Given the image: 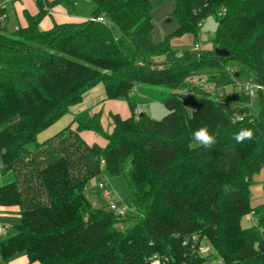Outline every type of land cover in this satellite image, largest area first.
<instances>
[{"label": "trees", "instance_id": "obj_1", "mask_svg": "<svg viewBox=\"0 0 264 264\" xmlns=\"http://www.w3.org/2000/svg\"><path fill=\"white\" fill-rule=\"evenodd\" d=\"M174 2L179 27L159 43L150 0H36L39 13L26 15L27 27L10 32L0 20L1 174L15 176L0 187V207L20 210L16 234L0 243V264L20 253L29 264H152L154 255L163 264H199L195 247L185 244L192 235L225 264H264V206L253 208L250 200L264 166L263 92L251 109L244 92L217 99L193 93L189 83L207 74L229 86L231 66L264 86V0ZM58 5L89 19L42 30L41 21ZM99 17L105 22L94 20ZM209 17L218 22L212 49L171 48V39L186 34L199 40ZM216 48L230 55L219 57ZM99 84L107 99L126 100L133 115H113L107 133L100 113L84 111L39 142ZM151 103L169 113L162 120L134 115ZM237 114L244 120L235 121ZM200 128L215 137L212 147L195 142ZM242 129L253 138L237 143ZM86 131L107 145H88ZM103 172L140 213L121 220L124 230L115 228L118 219L101 194L86 191ZM249 214L256 223L243 228Z\"/></svg>", "mask_w": 264, "mask_h": 264}, {"label": "crops", "instance_id": "obj_2", "mask_svg": "<svg viewBox=\"0 0 264 264\" xmlns=\"http://www.w3.org/2000/svg\"><path fill=\"white\" fill-rule=\"evenodd\" d=\"M153 7V31L152 37L153 40L157 43L164 41L170 34L174 33L178 27L179 23L177 18L173 15L175 9L174 0H150ZM6 3V14L7 19L3 24L9 30V25L12 21L8 14V8H11L13 16L16 18L14 25V30L21 27H27L28 22L26 15L36 16L39 13V8L37 6L36 0H15L13 2H8L7 0H0V4ZM89 19L88 14L82 13V15H72L69 13L66 7L58 5L53 8L48 16H46L40 23V28L42 30L48 31L51 30L54 24H65V23H79ZM10 31V30H9ZM201 36V34H200ZM196 38L194 35L186 34L182 37H176L171 39L170 44L173 50H186L183 47L193 46L196 43ZM200 41V39L198 40ZM201 43V42H200ZM213 47H206V49H212ZM190 50V49H187ZM264 95V92L262 93ZM257 100V99H256ZM254 101L256 106L259 104ZM143 113L147 112L143 109V106L140 107ZM84 111H90L91 114L101 115V124L103 129L107 133H111L114 128L113 115H119L123 119H128L133 115V112L124 99H107L106 91L103 84H99L93 89L89 90L83 97V101L72 107L70 112L53 124L51 127L43 131L38 138L40 142H44L56 134L63 131L68 126L72 125L75 117ZM148 115V114H147ZM75 128V125H73ZM83 140L88 145H99L104 148L107 145V140L101 135L92 132L86 131L81 134ZM251 206L257 208L264 206V166L261 171L256 174L253 178V185L251 186L250 194ZM251 219L253 220V225H255V217L253 214ZM248 216V215H247ZM246 216L242 219L241 225L243 222L247 221ZM7 227V226H6ZM243 227V226H242ZM1 230V229H0ZM9 227L2 233L1 236L6 237ZM3 240V239H2ZM12 263L20 264H29L27 255L25 253L17 254L9 260ZM39 264V263H33Z\"/></svg>", "mask_w": 264, "mask_h": 264}, {"label": "built area", "instance_id": "obj_3", "mask_svg": "<svg viewBox=\"0 0 264 264\" xmlns=\"http://www.w3.org/2000/svg\"><path fill=\"white\" fill-rule=\"evenodd\" d=\"M8 2H13L15 0H7ZM0 7L6 10V3L0 4ZM225 12V9L219 12L218 16L221 17L223 13ZM7 19V14H4L1 16L0 20L5 22ZM94 20H97L100 23H104L105 20L102 17L95 18ZM203 24H200V27H202ZM201 34V32H200ZM199 34V37H200ZM195 51L198 52L202 49L200 41H196L194 44ZM225 72L230 75L233 79V83L229 86L223 85L220 82L215 81L213 78H211L210 75H197L192 77V79L189 80L191 91L194 93V91H202L206 93L208 96L212 98H223L227 94H231L232 92H244L251 100V102L247 105L249 108L254 109L255 103L254 101L257 99L258 96L262 92H264V86L261 85L259 82H257L253 77H249L246 81L241 82L238 81V78L240 76L235 75V69L231 66L227 67ZM142 110L137 108L134 112L135 116H140L142 114ZM235 121L241 122L244 120V117L241 114H237L234 118ZM104 161L101 162V165H104ZM0 174H1V151H0ZM94 189L95 192L100 193L105 204L106 208L115 214L118 221L115 224V228L119 230H124L125 226L123 224L122 219H128L129 217H135L140 216V213L138 212V209L131 203L125 202L122 197L119 195V193L116 190V187L112 181V179L105 174L104 172L100 175L99 180L96 183V186H88L86 188V191H90ZM88 199L91 201L93 207H96L98 203L94 199H90V196H88ZM8 227H5L3 229V232ZM191 243L193 247H195L198 256L203 259V261L199 264H225L223 260H221L218 257L210 256L212 254V248L209 246L204 239L198 238L196 235H192L189 237L185 244ZM152 264H163L162 260L157 256L154 255L151 258ZM7 264H20V263H7ZM165 264V263H164Z\"/></svg>", "mask_w": 264, "mask_h": 264}, {"label": "rangeland", "instance_id": "obj_4", "mask_svg": "<svg viewBox=\"0 0 264 264\" xmlns=\"http://www.w3.org/2000/svg\"><path fill=\"white\" fill-rule=\"evenodd\" d=\"M8 14L10 19H12L10 25H9V30L10 32L14 31V25L16 22V18L13 16V13L11 12V8H8ZM218 30V22L215 17H209L207 18L201 27V36L199 37L202 49L206 47H213L214 41L216 38ZM190 49L192 51H195V47L193 46H185L183 47L184 49ZM186 49V50H187ZM237 66L236 64H233ZM238 67V66H237ZM239 68V67H238ZM207 75V74H206ZM249 77H253L252 73H243L239 78L238 81L244 82L246 81ZM192 79V78H189ZM260 99L259 96L257 97L256 102L259 103ZM143 109L147 112V114L155 119V120H162L168 113V109L165 107L164 104L162 103H151V104H146L142 105ZM256 107V104H255ZM258 107V106H257ZM39 142L40 139L38 138ZM15 180V176L13 173H2L0 175V187L4 186L6 184H9ZM115 185V184H114ZM90 186H96V182H92ZM116 190L119 193V195L122 197V199L129 203L127 201V191L122 187V186H116ZM19 217H20V210L16 207H0V231L3 233V229L7 226L9 227V230L7 231V236L3 238L1 236L0 238V243L7 237L13 236L16 234V225L19 224ZM248 219L247 221L243 222V228H250L253 225V220L251 219V215L246 216ZM1 234V233H0ZM3 239V240H2ZM12 263V261H10ZM6 264V263H4Z\"/></svg>", "mask_w": 264, "mask_h": 264}, {"label": "clouds", "instance_id": "obj_5", "mask_svg": "<svg viewBox=\"0 0 264 264\" xmlns=\"http://www.w3.org/2000/svg\"><path fill=\"white\" fill-rule=\"evenodd\" d=\"M195 142L205 148H210L216 143L215 137L209 133L207 128H200L193 133ZM253 132L250 129H242L235 136L234 139L237 143H242L246 139H252Z\"/></svg>", "mask_w": 264, "mask_h": 264}, {"label": "water", "instance_id": "obj_6", "mask_svg": "<svg viewBox=\"0 0 264 264\" xmlns=\"http://www.w3.org/2000/svg\"><path fill=\"white\" fill-rule=\"evenodd\" d=\"M215 52L219 57H228L230 55V53L227 50L221 48H216Z\"/></svg>", "mask_w": 264, "mask_h": 264}]
</instances>
